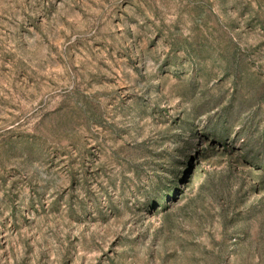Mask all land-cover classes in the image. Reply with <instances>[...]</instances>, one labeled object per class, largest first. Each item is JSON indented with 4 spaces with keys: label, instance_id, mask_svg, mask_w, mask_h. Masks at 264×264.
I'll return each instance as SVG.
<instances>
[{
    "label": "rangeland",
    "instance_id": "374dc122",
    "mask_svg": "<svg viewBox=\"0 0 264 264\" xmlns=\"http://www.w3.org/2000/svg\"><path fill=\"white\" fill-rule=\"evenodd\" d=\"M0 264H264V0H0Z\"/></svg>",
    "mask_w": 264,
    "mask_h": 264
}]
</instances>
